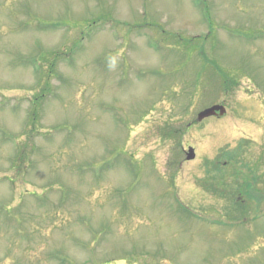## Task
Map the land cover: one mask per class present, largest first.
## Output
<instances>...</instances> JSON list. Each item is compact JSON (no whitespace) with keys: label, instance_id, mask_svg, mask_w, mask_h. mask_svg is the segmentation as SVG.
<instances>
[{"label":"rangeland","instance_id":"rangeland-1","mask_svg":"<svg viewBox=\"0 0 264 264\" xmlns=\"http://www.w3.org/2000/svg\"><path fill=\"white\" fill-rule=\"evenodd\" d=\"M251 192L264 0H0V264H264Z\"/></svg>","mask_w":264,"mask_h":264},{"label":"water","instance_id":"water-1","mask_svg":"<svg viewBox=\"0 0 264 264\" xmlns=\"http://www.w3.org/2000/svg\"><path fill=\"white\" fill-rule=\"evenodd\" d=\"M216 112H219V115H223L224 112H225V110L221 106H213V107H211L209 109H206V110L202 111L201 113H199L197 119L199 121H201L204 118H207L209 116L215 115ZM191 158H193V151H192V149L189 150V155H188L187 159H191Z\"/></svg>","mask_w":264,"mask_h":264}]
</instances>
